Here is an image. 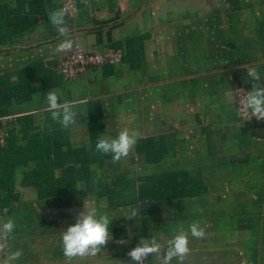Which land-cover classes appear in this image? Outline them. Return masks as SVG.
I'll return each mask as SVG.
<instances>
[{"label": "crops", "instance_id": "obj_1", "mask_svg": "<svg viewBox=\"0 0 264 264\" xmlns=\"http://www.w3.org/2000/svg\"><path fill=\"white\" fill-rule=\"evenodd\" d=\"M64 1L0 0V221L16 220L0 259L69 264L60 234L86 203L114 216L113 239L71 264H130L140 239L166 246L193 221L205 236L189 237L182 264H264V137L235 98L249 67L264 83V0H76L74 45L123 58L74 80L48 19ZM51 89L84 111L77 125L51 121ZM124 127L140 133L126 158L96 152ZM130 206L140 217H124Z\"/></svg>", "mask_w": 264, "mask_h": 264}, {"label": "clouds", "instance_id": "obj_2", "mask_svg": "<svg viewBox=\"0 0 264 264\" xmlns=\"http://www.w3.org/2000/svg\"><path fill=\"white\" fill-rule=\"evenodd\" d=\"M48 19L59 36L64 37L54 54L71 51L74 41L69 38L70 28L66 20L64 9H56L48 12ZM246 79L252 84L250 91L244 92L241 100L242 110L248 114V118L255 117L257 121L264 120V85L261 83V73L255 67H249L246 72ZM61 90L51 89L44 99L46 110L50 113V119L61 128L67 130L77 125L76 116L84 111L75 110L74 104L67 100L61 102ZM40 100L39 94L34 97ZM140 133L128 127L122 128L118 135L98 137L95 150L102 155H110L112 162H118L126 158L137 143ZM76 188H83L77 183ZM142 209L130 206L124 217L127 219H137L140 217ZM114 216L108 212H98L96 208L84 205L83 211L79 212L75 218V223L67 227L60 234L63 255L71 264L76 258L94 257L113 239L109 225ZM143 217H141L142 219ZM16 229V220L9 217L5 221H0V242L5 237H10ZM202 239L205 230L200 222L193 221L187 228L180 225L174 230V234L167 240L166 246L155 236L150 239H140L139 243L132 248L127 255L130 257V264H145L151 255L162 260V264H172L175 259L178 264H182L185 257L190 253L189 237ZM3 251V244L0 243V252ZM22 250L10 251L7 260L0 259V264H14L22 256ZM123 264V262H122Z\"/></svg>", "mask_w": 264, "mask_h": 264}, {"label": "built area", "instance_id": "obj_3", "mask_svg": "<svg viewBox=\"0 0 264 264\" xmlns=\"http://www.w3.org/2000/svg\"><path fill=\"white\" fill-rule=\"evenodd\" d=\"M62 9L66 14L73 16L77 11L76 0H65ZM123 54L120 51H112L108 53H100L91 50L81 44H75L69 54L57 62L58 71L68 79H77L80 75L86 74L90 68H99L105 64L116 65L122 61ZM264 85V83H263ZM243 90L247 92L246 88L239 85L235 89V98L237 111L242 119H249L248 114L241 108V100L244 95ZM251 117L250 119H252ZM0 141H4L3 133L0 130Z\"/></svg>", "mask_w": 264, "mask_h": 264}, {"label": "water", "instance_id": "obj_4", "mask_svg": "<svg viewBox=\"0 0 264 264\" xmlns=\"http://www.w3.org/2000/svg\"><path fill=\"white\" fill-rule=\"evenodd\" d=\"M254 124H255V127H257L258 124H260L259 126L262 127V130H259V131L254 130V134H255V135H258V136H263V137H264V120L257 121V120L255 119V120H254Z\"/></svg>", "mask_w": 264, "mask_h": 264}]
</instances>
